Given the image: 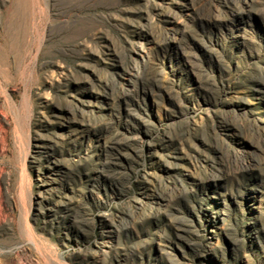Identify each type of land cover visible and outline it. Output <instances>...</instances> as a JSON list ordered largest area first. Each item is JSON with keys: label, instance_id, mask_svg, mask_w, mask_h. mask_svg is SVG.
<instances>
[{"label": "rangeland", "instance_id": "obj_1", "mask_svg": "<svg viewBox=\"0 0 264 264\" xmlns=\"http://www.w3.org/2000/svg\"><path fill=\"white\" fill-rule=\"evenodd\" d=\"M0 264H264V0H0Z\"/></svg>", "mask_w": 264, "mask_h": 264}]
</instances>
